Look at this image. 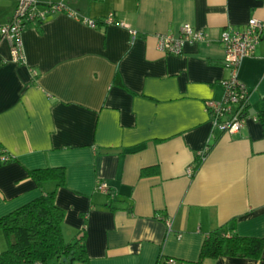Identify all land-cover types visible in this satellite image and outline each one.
Returning <instances> with one entry per match:
<instances>
[{
  "label": "crops",
  "instance_id": "0c3cea01",
  "mask_svg": "<svg viewBox=\"0 0 264 264\" xmlns=\"http://www.w3.org/2000/svg\"><path fill=\"white\" fill-rule=\"evenodd\" d=\"M62 1L76 17L25 26L22 63L0 38V216L53 191L64 237L84 231L89 264H264V245L256 258H200L215 229L264 239V35L237 68L244 124L220 131L206 108L230 76L221 32L264 21V0ZM15 3L0 0V25ZM183 23L206 42L159 50L158 35ZM45 167H63L65 185L27 174Z\"/></svg>",
  "mask_w": 264,
  "mask_h": 264
},
{
  "label": "trees",
  "instance_id": "16d2710c",
  "mask_svg": "<svg viewBox=\"0 0 264 264\" xmlns=\"http://www.w3.org/2000/svg\"><path fill=\"white\" fill-rule=\"evenodd\" d=\"M105 17L94 19L96 25L104 23ZM114 83L121 84L118 76ZM260 116L264 122V114ZM200 162L198 158L195 168ZM27 174L37 185L47 180L55 181L56 186L65 185L63 167L36 168L28 170ZM63 217V210L54 202L53 191L0 216V231L6 239V247L0 252V264H73L74 261L89 264L84 231L73 240H66L62 230ZM262 245L264 239L241 236L235 231L224 234L215 229L205 238L200 258L219 255L256 258Z\"/></svg>",
  "mask_w": 264,
  "mask_h": 264
},
{
  "label": "built area",
  "instance_id": "2783aa9c",
  "mask_svg": "<svg viewBox=\"0 0 264 264\" xmlns=\"http://www.w3.org/2000/svg\"><path fill=\"white\" fill-rule=\"evenodd\" d=\"M58 12H67L70 16L76 17L73 12L67 10L62 0H47L43 3L39 0H16L11 17L7 23L0 25V38L8 41L12 62L22 63L24 60L22 29L29 24H41L44 19ZM80 20L91 27L97 26L94 19L81 18ZM104 23L112 24L113 14L107 15ZM117 24L127 27L123 21ZM129 32L132 37L136 35L133 30ZM262 35H264V21L255 18H250L242 29H224L221 32L220 41L224 49V62L230 69V76L223 81L225 87L223 99L206 102L213 128L235 133L244 124L247 92L237 79V68L243 58L251 56ZM206 40L203 32L194 29L189 23H183L176 33L159 34L157 47L167 53L179 54L185 43L192 44L206 42ZM231 104H236V109L232 110ZM0 159L5 161L7 157L1 156ZM188 173L190 174L191 170ZM97 189L108 192V186L104 181L97 183Z\"/></svg>",
  "mask_w": 264,
  "mask_h": 264
},
{
  "label": "rangeland",
  "instance_id": "374dc122",
  "mask_svg": "<svg viewBox=\"0 0 264 264\" xmlns=\"http://www.w3.org/2000/svg\"><path fill=\"white\" fill-rule=\"evenodd\" d=\"M77 262H78V261H74L73 264H74V263H75V264H80V263H77Z\"/></svg>",
  "mask_w": 264,
  "mask_h": 264
}]
</instances>
